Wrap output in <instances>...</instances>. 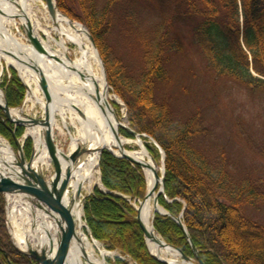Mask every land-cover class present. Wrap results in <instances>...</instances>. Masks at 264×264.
<instances>
[{
  "label": "trees",
  "instance_id": "16d2710c",
  "mask_svg": "<svg viewBox=\"0 0 264 264\" xmlns=\"http://www.w3.org/2000/svg\"><path fill=\"white\" fill-rule=\"evenodd\" d=\"M57 2L66 14L89 27L106 64L109 81L128 106L133 130L155 139L158 146L150 143L149 149L156 157L157 147L165 151L168 200L161 197L160 203L171 216H156L157 233L193 257L191 244L172 217L182 216L206 264H264V225L243 213V206L264 198L263 193L252 185L232 187L222 160L215 163L194 145L195 137L204 132L199 116L176 121L169 105L155 97L156 82L166 77L164 51L169 46L166 37L147 48L146 69L136 81L127 75L118 59L112 58L106 45L109 5L99 10L94 0ZM199 2L203 5L199 13L202 18L195 36L209 64L219 74L264 85V0ZM195 10L199 12L197 7ZM251 62L257 75L250 68ZM1 83L11 92L14 106H21L26 86L16 71H11L10 76L4 74ZM124 129L120 131L128 137L133 135ZM0 131L13 143L9 131ZM99 165L104 189L97 187L84 201V219L95 238L106 250L115 253L116 264H166L149 252L136 218V199H143L147 192L144 171L108 149L101 152ZM4 215L5 204L0 197V264H39L7 245Z\"/></svg>",
  "mask_w": 264,
  "mask_h": 264
},
{
  "label": "rangeland",
  "instance_id": "374dc122",
  "mask_svg": "<svg viewBox=\"0 0 264 264\" xmlns=\"http://www.w3.org/2000/svg\"><path fill=\"white\" fill-rule=\"evenodd\" d=\"M55 2L63 14L89 30L86 24L66 14L59 7L57 0ZM94 2L99 10L109 5L108 19L110 18V21L106 45L112 52V58L118 59L120 64L122 63L121 67L126 69L127 75L136 81L141 79L140 76L146 69L145 52L147 48L151 47L152 42H161L160 40L163 41V37H166L169 42V46H166L164 51L166 77L156 82L154 92L156 99L169 105L176 121H187L194 115H198L200 128L204 129V132L195 137L194 145L215 163L222 160L221 163L225 165L228 171L232 187L234 185L240 189L252 185L264 195V85L250 84L226 74H219L215 67L209 64L195 36V28L202 18L199 13L203 5L199 0H94ZM195 7L199 12L195 10ZM32 8L34 22H39L43 28V31L36 30L40 38L47 42L50 40L57 51L67 53L72 59L81 58V47L65 38L63 39L54 28L45 1H36L32 4ZM17 20V22L9 25L10 32L16 35L21 42L29 45L24 27L20 20ZM243 25L244 21L241 20L240 29L243 28ZM47 31H50V35L46 33ZM61 40L65 41L66 51L61 50L58 44ZM83 40L87 41V38ZM97 48L99 50L98 45ZM105 68L107 72L106 64ZM250 68L253 74L257 75L252 62ZM13 70L20 78L15 68L9 66L5 59H0L1 80L4 74L10 76ZM96 72L102 76L99 63L96 64ZM107 80L108 100L117 118L123 125L134 129L128 119V106L109 81L108 72ZM0 84L4 86L2 83ZM28 95L26 88L23 104L21 106H14L13 104V106L21 108L31 118L43 120L45 114L42 102L45 97L42 90L38 94L39 99L37 100L36 98H28ZM55 121L54 139L56 144L63 152L71 153L74 150L73 138H79L78 125H72L67 119L68 128L66 129L64 119L59 111L55 112ZM0 129H5L4 133L7 131L11 133L13 143H11L9 136L1 133V131L0 142L15 146L11 124L1 111ZM120 129L119 134L129 141L125 144V149L137 152L145 147L150 157L155 159L158 168L161 169L164 159L163 149L157 147V157L149 149L150 143L158 146L153 137L147 133L139 132L137 133L142 135L141 138L134 135L128 137L122 133L124 128L121 131ZM124 131L131 133L125 129ZM145 137L148 138V141ZM33 150V139L28 138L26 140V154L29 159ZM108 150L111 151L109 148ZM101 152L98 154V165L94 169L92 182L88 183V179L85 181V189L82 194L83 202L97 187L104 189L99 165ZM150 157L146 158V161L152 162ZM142 170L148 185L146 170ZM44 172L47 177L54 175V166L50 158L44 166ZM71 193H73L72 189L70 190ZM160 206L167 211L162 205ZM243 213L249 219L264 225V198L254 200L253 203L243 206ZM5 242L7 243L6 239ZM7 245L11 247L8 243ZM99 245L106 251L108 260L115 263L113 261L114 252L106 250L100 243ZM162 251L161 255L164 258H174V252L164 249Z\"/></svg>",
  "mask_w": 264,
  "mask_h": 264
},
{
  "label": "water",
  "instance_id": "95a60500",
  "mask_svg": "<svg viewBox=\"0 0 264 264\" xmlns=\"http://www.w3.org/2000/svg\"><path fill=\"white\" fill-rule=\"evenodd\" d=\"M44 1L50 13L54 28L58 33L80 47L81 44L84 45L76 36L61 29L59 16L66 17L73 24L78 23L63 14L58 9L55 0ZM21 16L22 17L18 16V18L22 20V26L24 27L29 45L39 54L44 53L46 50L43 48L33 24L26 15L22 14ZM85 30L91 47L98 54L99 65L105 84L102 93L98 91L95 99L100 108L106 112L108 105V80L105 64L93 36L86 27ZM0 53H6L18 59L24 65L31 67L39 79L45 97V144L54 166V175L51 177L45 176L42 165L35 167L33 162L38 158V154L43 147L39 146V148H37V142L33 139L34 150L29 159L26 154L27 137L25 136L24 125L21 128V133L18 134L12 128L10 122L15 146L12 144L5 145H8L7 147L10 150L11 159L5 157L0 152V196L3 198L5 204L4 236L7 243L19 253L37 260L40 264H116L108 260L106 251L99 245L88 223L83 218L82 189L84 181L80 183L77 188L74 186L75 190L72 196H69V184L71 180H75V172L81 162L85 161L88 155L94 152H100L102 149L108 148V146L92 149L89 148L86 143H82L71 153L63 152L57 146L53 137L51 126L52 112L50 108L53 97L48 79L39 67V64L34 61H25L19 58L12 50L6 48L0 47ZM0 87L7 91L10 96L8 108L9 111L12 112L13 118L16 117L23 120V115L18 112L17 107L13 106L12 94L10 91L1 84ZM0 111L9 118V114L3 110L1 104ZM82 115L84 117V114ZM118 124L120 127L130 131L134 136L141 138V134L123 125L120 120H118ZM115 137L117 140V145L115 146H117L119 154L112 151L119 157L126 158L142 169H149L154 173L157 180L155 189L151 190L148 187L147 193L144 199L140 201L138 207L137 219L144 231L147 243L151 241L159 247L160 251L164 249L174 252L180 258L163 259L159 254L155 255L151 253L158 260L166 264H206L198 248L193 243L181 216L172 217L184 231L187 240L191 244L194 257L186 255L179 247L164 241L156 231L155 234H152V231H150L144 222L142 210L147 201L151 200L152 197L154 210L153 218L155 219L157 215L171 216L169 212L163 210L160 206V198H167L165 152L162 151L164 159L159 172L157 163L152 156L150 157L152 162L138 160L129 156L127 154V149H125L124 145L121 143L119 132L115 133ZM2 145L3 143L0 142V146ZM58 155L63 156L62 158L66 161L67 167L65 163L59 160ZM154 219L152 220L153 228ZM86 230L89 232V236L85 233Z\"/></svg>",
  "mask_w": 264,
  "mask_h": 264
},
{
  "label": "bare ground",
  "instance_id": "6f19581e",
  "mask_svg": "<svg viewBox=\"0 0 264 264\" xmlns=\"http://www.w3.org/2000/svg\"><path fill=\"white\" fill-rule=\"evenodd\" d=\"M36 1L38 0H0V47L12 50L19 58L25 61H34L39 64V67L44 72L48 79L53 97V102L50 106L52 112L51 126L53 137L56 123L55 112L59 111L64 119V127L66 129L68 128L67 119L70 120L72 125H78L79 138H73L72 144L74 149H76L78 145L86 143L89 148L92 149L108 146L112 148L115 153L119 154L117 146H115L117 145L115 133L119 132L120 129L118 124L119 119L116 117L115 111L109 100L107 110L104 112L95 99L98 91L102 93L105 84L103 76H99L96 72V64L99 63V57L88 41L89 38L85 28L80 24H73L64 16H59L61 29L69 34H74V36L84 43V45L81 44L82 57L77 59L69 58L67 53L57 51L50 40L47 42L38 36L39 34L36 30H42L43 28H41L42 26H40L39 22H34L32 4ZM22 14L26 15L29 21L34 25L33 27L37 36L43 48L46 50L44 53L39 54L33 47L21 42L16 35L10 32L9 25L17 22V19L22 23V20L18 18V16L22 17ZM46 33L50 35V31ZM86 38L88 40L84 41L83 39ZM64 43L65 41L63 40L58 42L61 50L63 49L66 51ZM0 59H5L9 66H12L18 71L30 91L28 98L39 99L38 94L41 93L42 87L35 71L6 53H0ZM9 102V94L0 87V104L3 110L9 114L8 120L11 122L12 128L20 134L21 128L24 125L23 128L25 129V136L27 139H35L37 147H43L38 154V158L34 160L33 165L35 167L42 165L44 168L50 158L45 144L46 125L44 119L36 120L31 118L27 116L21 108H17V110L23 115L24 119L20 120L16 117L13 118V114L8 108ZM44 106L45 100L42 102L43 109ZM82 114H84V117ZM120 139L124 146L129 142L122 136ZM7 146L8 145L3 143V145L0 146V152L5 157L11 159L10 150ZM98 154V152H94L87 156L86 161L81 162L75 172V180L72 183L74 190L75 187L77 188V186L84 181L83 191L85 189L86 179H88V183L92 182L94 169L98 165ZM127 154L135 159L144 161H146V158L150 157L145 147H142L141 150L137 152L127 150ZM58 157L67 167L66 161L62 158L63 156L58 155ZM145 170L149 188L153 190L157 186L156 177L149 169ZM89 177L91 178L89 179ZM153 211L151 200H149L142 210V215L146 226L152 231V234H155V230L152 227ZM149 246L153 253H160L159 247L153 242L149 241Z\"/></svg>",
  "mask_w": 264,
  "mask_h": 264
}]
</instances>
